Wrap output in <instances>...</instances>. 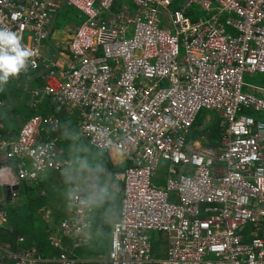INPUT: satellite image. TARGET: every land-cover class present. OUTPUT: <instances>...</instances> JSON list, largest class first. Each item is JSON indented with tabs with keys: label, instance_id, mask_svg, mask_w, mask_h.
Wrapping results in <instances>:
<instances>
[{
	"label": "built area",
	"instance_id": "2783aa9c",
	"mask_svg": "<svg viewBox=\"0 0 264 264\" xmlns=\"http://www.w3.org/2000/svg\"><path fill=\"white\" fill-rule=\"evenodd\" d=\"M128 2L116 12L115 0H0V27L19 32L36 53L14 80L31 71L30 81L40 73L43 83L42 90L23 86L36 114L16 139L0 135V164L15 162L19 181L63 168L57 140L41 139L37 108L48 96L79 110L81 136L92 147L117 150L129 163L112 233L120 250L111 244L100 264H264V119L239 116L264 110V99L243 82L244 73L264 74V0H183L175 10L178 0ZM64 5L83 21L58 70L41 47ZM193 5L206 16L192 22ZM201 110L215 112L226 128L215 152L186 150ZM160 161L167 164L163 184ZM75 196L62 239L50 236L57 264H74L62 240L80 234L91 212ZM7 220L0 204V226ZM153 233L165 243L159 257ZM40 262L0 245V264Z\"/></svg>",
	"mask_w": 264,
	"mask_h": 264
},
{
	"label": "crops",
	"instance_id": "0c3cea01",
	"mask_svg": "<svg viewBox=\"0 0 264 264\" xmlns=\"http://www.w3.org/2000/svg\"><path fill=\"white\" fill-rule=\"evenodd\" d=\"M65 10H69L73 15L75 14L79 19V23L75 24L73 20L69 19L66 24L64 23L66 21L63 20L64 22H62L60 18L55 19L52 29L59 31V33L55 35L51 29L48 39L43 41L41 47L45 56L56 57L55 68L58 70L65 68L67 65L69 41L83 21L78 17L75 10L71 8ZM131 11L133 12L132 8ZM205 16L203 14L198 15L201 18ZM58 21L62 25L55 28ZM55 80H52V82ZM21 83L23 82L19 84ZM42 84L40 80H34L30 84V89L42 90ZM245 86L246 91L249 93L255 92L256 97L264 99V88L257 85L255 87L245 84ZM23 92L24 90L22 93L18 91L13 94V91H10L11 96H20L17 103H15L16 106H19L23 101H25V105L17 108L21 116L18 118V124L6 123L11 131L1 134L4 141L15 139L23 126L33 117L31 115L35 113L32 109L34 101L29 94L25 97ZM37 109L38 114L45 121L41 124V139L44 142L51 139L57 140L59 158L64 166L60 171L47 172L36 180L19 184V188L15 189L12 188L14 182L18 183L15 162L10 163V165L6 161L2 163L0 167V204L7 212L8 220L0 226V245L14 251L33 253L43 259V262L38 264H57L54 260L55 254H52L50 248L47 251L50 252V256L46 257L44 255L41 249L42 241H50V238L48 240L46 236L48 233H50V236L61 238L62 223L75 217V210L72 205L73 197L69 196L68 193L72 191L75 195H80L86 199L90 191L96 187L97 183H100L111 189L114 193V199L106 202L101 207L86 205L91 209V212L83 218L86 227L80 234L68 239L67 244L69 254L74 259V264H100L109 258L113 228L121 219L124 199L123 175L129 163L117 150L105 153L93 148L90 144L88 145L80 135L79 110L68 106L58 107L51 103L48 96H42ZM7 110H11L10 106ZM249 112L259 115L260 118H257L259 121L264 119V110L262 113H257L249 109L241 111L239 116H248ZM3 123L5 124V118L2 121ZM0 127L3 126L0 125ZM188 137L189 134L187 142ZM195 145L202 149L201 143L194 141L193 144H188L189 150H193ZM73 146L81 150V159L86 160L93 169L96 165H100L106 171L99 174V177L94 171L85 172L79 176L77 171L73 169L75 165L74 155L68 153ZM221 146L222 142L220 141L218 147L206 150L214 151ZM76 159H79V157ZM69 172L72 173L71 182L68 181ZM163 183L164 181L161 182V184ZM65 240H62L63 243ZM163 246H165V243L162 240V246L158 249V257L163 250L165 251Z\"/></svg>",
	"mask_w": 264,
	"mask_h": 264
},
{
	"label": "trees",
	"instance_id": "16d2710c",
	"mask_svg": "<svg viewBox=\"0 0 264 264\" xmlns=\"http://www.w3.org/2000/svg\"><path fill=\"white\" fill-rule=\"evenodd\" d=\"M181 1L182 0H178L177 4L173 7L174 10L179 8V4ZM124 4L129 6V7L131 6L130 3L128 2V0H115L114 11L117 12L120 9L121 5H124ZM65 9H70V7H67V5H64L62 7V9L59 10L58 13L56 14V16H55L56 20H58L60 18L61 14H63V11ZM187 14L190 17L192 22H194L196 20V17L198 15H201L200 11H198V9L195 5H193L191 7L190 11L187 10ZM58 23H60V22L59 21L57 22L55 28H57ZM52 31H54V29H52ZM30 75H31V71H28V74L24 75V78L21 80V82H23V83H21L20 85L22 86V84H23L24 89H25V85L29 84V86H30V84L34 80L35 81L40 80L38 78L41 76L40 73L37 75L38 77H36V79H34L32 81H30V78H31ZM35 90H39V89H35ZM23 93H24L25 97L28 95L26 93V91H24ZM19 97H20L19 95H17V96L12 95L11 96L10 90L4 89L3 91H0V116H2L3 120L5 118L4 126L0 127V134H5L8 131H11L6 124L7 122H11L13 124H18V118L21 116L19 115L17 108L25 105V101H23L19 106L15 105V103H17V101L19 100L18 99ZM13 100H14V103H13ZM51 103L54 104L52 101H51ZM9 106L11 108L10 111L7 110V108ZM248 114L253 116L254 118H260V116L255 114V113L249 112ZM33 115H34V113H33ZM33 115H31V117ZM44 116L47 117V115H44ZM206 118H209V119H206ZM78 119L80 122V117ZM222 123H223L222 119L216 113L208 111V110H201L198 113L197 117L195 118V121L193 122V125L190 129L186 150H189L188 144L189 145L193 144L194 141H199L201 143V148L204 150H206V149L210 150V149H213L215 147H218L220 145V141H221V139L225 133V128L223 127ZM78 125H79V123H78ZM79 129H80V125H79ZM80 135H81V130H80ZM84 140L89 145V142L86 139H84ZM208 150H206V151H208ZM216 150L209 151V152H215ZM159 181L160 180H158L157 182H159ZM122 210H123V207H122ZM121 216H122V211H121ZM158 234H160V236L162 235L161 233H158ZM46 236L48 237V240H49L50 233H48V235H46ZM68 242H69V240L64 241V243L66 245L68 244ZM49 248L51 249L52 254H55L54 256L58 255V251H56L52 247L50 241H48V242L42 241L41 249L44 252V255L46 257L50 256V252H47V251H49ZM159 248H160V243H157V246L154 247V251H153V253H155L157 255V257H158V249Z\"/></svg>",
	"mask_w": 264,
	"mask_h": 264
},
{
	"label": "clouds",
	"instance_id": "9594fccd",
	"mask_svg": "<svg viewBox=\"0 0 264 264\" xmlns=\"http://www.w3.org/2000/svg\"><path fill=\"white\" fill-rule=\"evenodd\" d=\"M22 41H23V37L19 32L12 31L8 27H0V91L4 90V88L9 83L10 80L18 78L22 72L26 73L29 67V63L32 62V58L36 55L35 51L27 47ZM247 115L251 116L249 114ZM0 118L2 119V116H0ZM254 120L259 121L257 118H254ZM0 125L4 126V123L3 124L1 123ZM223 127L225 128L224 125ZM6 142H9V140H6ZM4 161L5 160H3V162ZM2 163L0 164V167ZM15 168L17 174L18 168L17 167ZM78 168L79 171L82 173L94 171L97 177H99L100 173L106 171V169L100 165H96L95 168L93 169L92 166H90L88 162L83 159L78 161ZM16 179L18 183L14 182L12 185V188L15 189L19 188V184L21 185L24 182L30 181V180L19 181L18 174L16 175ZM71 180H72V173L69 172L68 181L71 182ZM68 195L72 196L74 199H79V197L75 196L74 192L72 191H70ZM113 199H114V193L111 191V189L105 184L97 183L96 187L90 191L88 197L85 200L81 201V203L89 207H101L106 202L111 201ZM112 247L116 251H119L120 250L119 242L117 240H113ZM113 255H115V252H113Z\"/></svg>",
	"mask_w": 264,
	"mask_h": 264
},
{
	"label": "rangeland",
	"instance_id": "374dc122",
	"mask_svg": "<svg viewBox=\"0 0 264 264\" xmlns=\"http://www.w3.org/2000/svg\"><path fill=\"white\" fill-rule=\"evenodd\" d=\"M69 19L73 20V22L75 24L79 23V19L77 18V16L75 14L73 15L69 10H64L63 14H61V16H60V20L62 22L66 21L64 23L67 24ZM61 25H62L61 23H58V26H61ZM58 33H59V31H54L55 35H57ZM243 82L245 84H247V85H250V86H255L256 87V85H257L260 88H264V74H260V73L247 74V73H244L243 74ZM6 88L9 89L11 92L13 91V94H15L18 91H20L22 93V91H23L22 86L18 82H16L14 79L9 81V83L6 85ZM6 88H4V89H6ZM252 93L254 94L255 92H252ZM68 153L69 154L71 153V154L74 155L75 165L73 166V169L75 171H77L79 176L81 174L85 173V172H83V173L80 172L79 168H78V161L82 160L81 156H80L81 150H79V149H77V147L73 146V147H71L69 149ZM78 157H79V159H76ZM87 157H89V156H87ZM74 159H73V161H74ZM8 163L10 165V162H8ZM157 175H158L159 180L161 182L165 181V179L167 178V164L164 163L163 161H160V163H159V168H158V171H157ZM152 236H153V238L155 240V246H157V243H160V247H161L162 246V240L160 239L161 238L160 234L153 233Z\"/></svg>",
	"mask_w": 264,
	"mask_h": 264
},
{
	"label": "water",
	"instance_id": "95a60500",
	"mask_svg": "<svg viewBox=\"0 0 264 264\" xmlns=\"http://www.w3.org/2000/svg\"><path fill=\"white\" fill-rule=\"evenodd\" d=\"M2 123V119L0 118V124Z\"/></svg>",
	"mask_w": 264,
	"mask_h": 264
}]
</instances>
